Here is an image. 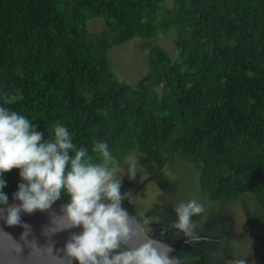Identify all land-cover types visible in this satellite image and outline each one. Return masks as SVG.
Segmentation results:
<instances>
[{
    "label": "trees",
    "instance_id": "1",
    "mask_svg": "<svg viewBox=\"0 0 264 264\" xmlns=\"http://www.w3.org/2000/svg\"><path fill=\"white\" fill-rule=\"evenodd\" d=\"M94 17L105 21L98 32ZM170 32L175 55L154 42L138 83L117 77L115 45ZM6 95L23 98L5 104ZM0 106L45 140L65 126L94 163L97 141L114 166L134 151L153 167L180 152L199 169L205 199L250 193L264 209V0H0ZM4 179L10 200L19 169ZM67 200L62 190L58 201ZM164 227L158 237L181 240ZM174 253L184 264H228L186 243Z\"/></svg>",
    "mask_w": 264,
    "mask_h": 264
},
{
    "label": "clouds",
    "instance_id": "2",
    "mask_svg": "<svg viewBox=\"0 0 264 264\" xmlns=\"http://www.w3.org/2000/svg\"><path fill=\"white\" fill-rule=\"evenodd\" d=\"M22 98L6 95L4 103L13 104ZM38 128L25 116L0 106V205H6L9 199L3 192L7 184L4 174L19 169L21 179L13 193V198L21 203L0 207V218L7 225L20 224L22 211L32 214L50 209L63 190L70 196V202L61 210L66 222L52 227L51 235L82 228L79 233H71L62 249L75 264H178L170 255L173 249L169 245L161 247L151 238L130 245L136 233L122 206L126 198L121 192L123 179L116 177L115 161L106 142H94L92 151L101 158V162L94 163L86 148H77L72 142L65 126L57 123L48 140ZM129 173V178L134 179V163ZM174 211L177 219L172 227L184 234L186 243H198L201 237L193 217L205 213L206 208L192 199L176 205ZM23 227L21 239L26 241L31 228L27 224ZM44 235L47 236L45 229ZM21 250L20 246L17 251ZM236 264L246 261L238 260Z\"/></svg>",
    "mask_w": 264,
    "mask_h": 264
},
{
    "label": "rangeland",
    "instance_id": "3",
    "mask_svg": "<svg viewBox=\"0 0 264 264\" xmlns=\"http://www.w3.org/2000/svg\"><path fill=\"white\" fill-rule=\"evenodd\" d=\"M88 26L91 32H98L105 27V21L94 17ZM173 36L174 33L170 32L156 38H135L115 45L109 54L117 77L132 85L138 83L148 71L146 55L152 43L159 42L175 55ZM133 163L136 174L130 179L129 169ZM115 168L116 177L123 179L121 192L125 197L133 195L129 203L147 233L165 237L164 225L173 228L177 219L174 207L195 199L206 208L205 213L193 217L201 239L198 243H186L184 234L174 228L172 232L181 235L182 243H186L189 249H204L228 264L234 259L245 260L246 264H264V209L258 206L253 194L247 193L246 198L242 196L234 202L205 199L200 192L199 169L180 152L168 157L163 165L153 167L142 162L134 151ZM227 235L231 237L229 240L225 239Z\"/></svg>",
    "mask_w": 264,
    "mask_h": 264
},
{
    "label": "water",
    "instance_id": "4",
    "mask_svg": "<svg viewBox=\"0 0 264 264\" xmlns=\"http://www.w3.org/2000/svg\"><path fill=\"white\" fill-rule=\"evenodd\" d=\"M131 197H133L132 194L128 195L122 204L131 217L132 227L136 233L129 241L130 245L136 246L145 239L151 238L159 242L161 247L163 245L171 246L173 251L170 255L176 258L178 264H184L174 253L179 245L184 242L182 241L183 239L172 244L158 237L157 233H147L138 216L129 207ZM69 202L70 200L56 201L50 209L45 211L37 210L32 214L22 211L20 213L21 223L13 226L7 225L5 220L0 218V264H75V262L65 256L62 249L71 233H79L82 228H72L51 235L52 227L63 226L66 222L61 217V210L62 206ZM20 203L19 200L12 198L8 200L6 205H1L0 207L7 208L9 205H18ZM51 221L54 224L51 225ZM23 224H27L31 228L26 241L21 239V234L25 231ZM44 229L47 236L44 235ZM20 246L22 250L17 251ZM49 248L52 249L51 252L48 251Z\"/></svg>",
    "mask_w": 264,
    "mask_h": 264
},
{
    "label": "flooded vegetation",
    "instance_id": "5",
    "mask_svg": "<svg viewBox=\"0 0 264 264\" xmlns=\"http://www.w3.org/2000/svg\"><path fill=\"white\" fill-rule=\"evenodd\" d=\"M165 226V225H164ZM173 233V232H172ZM157 235H159V234H157Z\"/></svg>",
    "mask_w": 264,
    "mask_h": 264
}]
</instances>
